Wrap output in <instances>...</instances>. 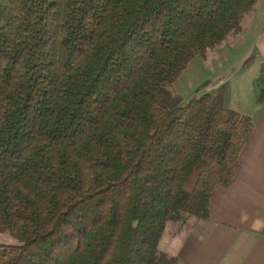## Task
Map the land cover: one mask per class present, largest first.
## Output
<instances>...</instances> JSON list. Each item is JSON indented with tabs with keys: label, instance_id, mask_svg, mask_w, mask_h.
<instances>
[{
	"label": "trees",
	"instance_id": "trees-1",
	"mask_svg": "<svg viewBox=\"0 0 264 264\" xmlns=\"http://www.w3.org/2000/svg\"><path fill=\"white\" fill-rule=\"evenodd\" d=\"M258 1L0 0V264H178L253 123L172 85Z\"/></svg>",
	"mask_w": 264,
	"mask_h": 264
},
{
	"label": "crops",
	"instance_id": "crops-1",
	"mask_svg": "<svg viewBox=\"0 0 264 264\" xmlns=\"http://www.w3.org/2000/svg\"><path fill=\"white\" fill-rule=\"evenodd\" d=\"M263 9L264 0H259L245 20ZM253 52L264 63V22ZM258 84L263 98L250 105L253 109L246 114L253 132L240 153V171L231 185L213 193L209 203L212 219L198 221L185 231L166 230L160 241L161 251L176 257L178 264H264V82ZM213 91L216 94L219 88Z\"/></svg>",
	"mask_w": 264,
	"mask_h": 264
},
{
	"label": "rangeland",
	"instance_id": "rangeland-1",
	"mask_svg": "<svg viewBox=\"0 0 264 264\" xmlns=\"http://www.w3.org/2000/svg\"><path fill=\"white\" fill-rule=\"evenodd\" d=\"M263 13H257L251 20H244L238 34L225 40L218 47L208 50L204 58L199 56L193 58L173 83L172 90L184 101H188L194 95L198 96L197 91L208 90L210 94L220 99L223 108L230 110L235 108L236 112L248 116L246 114L253 109L250 105L261 102L263 98H260L258 89L260 88L258 82H264L260 75L263 64L253 52L256 35L264 22ZM216 88H219V91L216 94V91L212 93L211 91ZM261 95L264 96V92ZM188 228L187 225L181 227L180 224L172 223L167 230L173 233ZM0 245L18 246L20 242L7 232H2Z\"/></svg>",
	"mask_w": 264,
	"mask_h": 264
}]
</instances>
